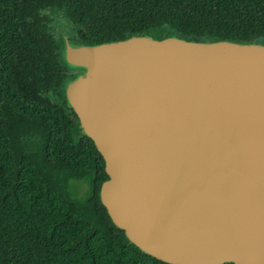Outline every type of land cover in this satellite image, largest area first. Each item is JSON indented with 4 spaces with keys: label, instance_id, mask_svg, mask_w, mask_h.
I'll list each match as a JSON object with an SVG mask.
<instances>
[{
    "label": "water",
    "instance_id": "1",
    "mask_svg": "<svg viewBox=\"0 0 264 264\" xmlns=\"http://www.w3.org/2000/svg\"><path fill=\"white\" fill-rule=\"evenodd\" d=\"M59 53L126 240L165 264H264V45L62 37Z\"/></svg>",
    "mask_w": 264,
    "mask_h": 264
},
{
    "label": "trees",
    "instance_id": "2",
    "mask_svg": "<svg viewBox=\"0 0 264 264\" xmlns=\"http://www.w3.org/2000/svg\"><path fill=\"white\" fill-rule=\"evenodd\" d=\"M49 11L90 45L137 35L257 43L264 0H0V264H165L101 204L105 162L66 106L61 88L77 72L62 64Z\"/></svg>",
    "mask_w": 264,
    "mask_h": 264
},
{
    "label": "rangeland",
    "instance_id": "3",
    "mask_svg": "<svg viewBox=\"0 0 264 264\" xmlns=\"http://www.w3.org/2000/svg\"><path fill=\"white\" fill-rule=\"evenodd\" d=\"M48 15L51 18L52 21V27H53V32L56 35L58 45L60 43V39L62 37L68 38L67 33L68 31L72 30V25L67 21V19L64 17L63 14H58L57 12L54 11H49ZM166 32V30L164 31ZM165 34V33H163ZM259 44L264 45V40H258ZM77 187L74 189V192L78 195L79 198H84L87 196L91 184L89 182L81 181L80 183L75 184Z\"/></svg>",
    "mask_w": 264,
    "mask_h": 264
}]
</instances>
